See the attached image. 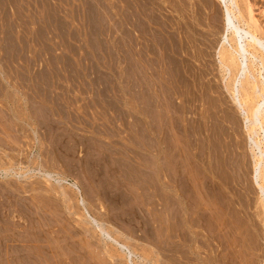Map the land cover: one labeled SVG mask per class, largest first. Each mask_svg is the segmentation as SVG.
<instances>
[{
	"label": "rangeland",
	"instance_id": "1",
	"mask_svg": "<svg viewBox=\"0 0 264 264\" xmlns=\"http://www.w3.org/2000/svg\"><path fill=\"white\" fill-rule=\"evenodd\" d=\"M136 1L137 3L134 0H0V156L2 155L5 161H8L9 164L15 163V167L18 168H15L18 173L11 171V175L9 174L10 172L5 173L4 171L3 173L5 174H3L2 170H0V175L2 176H0L2 179H0V264H119L118 261H116V263L112 258L110 259V256L107 257L105 255L107 252L103 253L105 248L101 243L102 240H100L91 224L85 219L86 217H83L85 214L82 209V214H84L82 215L83 219L80 216L81 210H77L78 207H76L79 205L78 201H74L78 200V191L74 187L70 188L71 185L68 184L70 181L71 183L75 182L76 184H79V186H83H81L83 189L80 187V194L82 195L83 193V198L86 201V204H90L88 206L91 208H88L91 209H89L90 213H94L92 214L93 216H96L97 213H99V217L101 216V213L102 216L104 214L108 216L110 214L109 212H114V205H116L115 211L120 209L119 212H121V215L116 211V214L114 212L112 213V216L117 217L119 215L121 217H117L118 219L115 217V219L109 215V217L106 216L107 219H109L107 221L105 220V222L104 219H106V217L104 215L102 221H104L106 225H108L107 223L109 222L108 228L110 229L113 228L114 230V228H117L122 232L130 230L135 233L130 235L131 232H127L129 234L127 237L128 241L126 239V242H131V244L134 243L131 247H138L136 250L138 256H140V260L141 257H146V260L144 259L145 261L141 262L142 264H145V262L146 264H185L184 262L186 259H183L179 252H175L172 259L168 256L169 252L166 242L167 233L165 231L166 226L164 227L165 213L163 212L164 208L162 206V203L165 200L164 194L166 193L165 191L162 193L163 189L160 185L163 176L161 173L157 176V173H155L156 171L152 168H154V163L157 165V163L162 161L159 160L160 156L163 157L161 159L165 158V154L171 148L174 155L175 153L178 156L180 155L177 159L178 161H181L182 165L185 162L188 163L190 159H192L190 161H193L194 158H189V154L191 153L188 145H190V143L193 144V146L191 145L192 149L197 150H192L193 153L195 152V154H199L198 152H201L200 149L202 150V148L199 150L198 148H194L196 146L201 147L200 143H195L197 142L195 139L197 140L199 138L198 132L200 129L199 127L197 129L196 127L199 126L197 121H201L197 120L199 116L194 114V112L191 113V116H189V113L184 115H188L189 117L186 116L187 118H194L196 116V124L193 123L191 118L186 119V117H184L185 120H182L184 119L181 118V115L183 117V113L181 112L180 115V111L178 114L179 116L176 115L178 112L176 107H180V99H176L174 96L175 99L172 97L173 100L170 102L171 106H169V102H167L168 104L166 106L164 104L166 102L161 101L159 102L160 106L154 108L151 105L152 95L150 92L152 89L149 87V84H146L147 87L144 85L148 82L151 83L145 72L146 77L143 76L144 80L142 79V81L145 82V78H147V81L145 83L143 82L142 94H140L138 90V93H136L137 87L135 82L137 80V70L135 69L138 68L137 65L134 66V62L137 64V56L134 55L133 51L136 50V47H134L136 45V35L133 38V34L135 33L132 32L137 33V29L134 30V28H136L134 15L136 13L134 14L131 11L134 8L132 3L135 2L134 4H138L142 0ZM149 1L150 4L151 2H155L154 0ZM163 1L164 4H167V6L169 4V6H164L162 3ZM163 1L156 0L157 3L155 2V4H161V6H163V8H161V11L164 9L162 12L165 11L166 7V9L169 8L165 11V14L166 12L167 15L170 14L171 16L169 18H171V21L173 19L174 22H178L183 32L186 31L187 35L194 38L195 42H193L195 44L198 41V43L202 42V44L197 43V47H200L199 50H204L203 54L206 52V59L205 55L204 59L208 60L207 62L209 66L205 65L207 62L204 61V59L203 61L206 63L204 64V67L202 66L207 71V74H209L208 71H210V74L206 76L208 80H206L210 82L212 81V84H215L214 86H216L209 94L208 98H210V100H208L213 104L214 99V105L219 106V109L221 107V112L218 111L217 114L218 117H226H222L221 122L219 120L220 124L223 121L222 125L218 124L220 127L217 125L216 127L218 129L220 128V131L225 133L230 132L229 134L231 135L227 140H230H228V142H231L230 144L232 145L233 150L237 151L238 157L235 155L237 159L239 160L240 158L243 163L242 164L240 160V162L237 160V162L234 161V164L237 167H240L238 166V162L239 165H244L241 167H244L243 169L245 171H242L240 168L243 178L245 177L247 180V182H244L245 179H243V182L245 183L243 185V190L241 189L243 193L240 192L241 194H244L241 198H245L246 202L244 200L243 202L245 204L251 202L253 204L251 206L258 205V203H260L258 202L260 201V197L262 198L263 196H261L260 189H258L259 187L256 185L257 181L255 178L257 176L256 173L258 172L257 168L259 167L258 165H255L256 158L252 156L255 153H258V150L252 140H250L249 131H247L250 126V121L246 119L245 112H243L244 110H242V108L237 105L238 103L233 100L231 92L225 88V82L232 77L231 73H233V70L230 68L231 73L228 72L230 71L229 69L223 70V67L221 68L222 65L219 63V49H221V47L223 48L224 45L226 48L228 46L230 49L232 46H236L234 42H231L229 32V35H227L229 36L228 39L225 40L223 36L224 33L226 34L223 2L221 0ZM167 1H173V3H176L175 7L178 6L176 11L178 13L169 12L173 3L171 2L170 4ZM248 1L252 4V6L251 4L250 6L253 14L256 16L255 18H257L258 23H261V27L263 28L262 31L264 33V0ZM245 3L246 2L241 5H244V7L247 6ZM124 4L131 6V9H127ZM180 4H182V9L183 4H186L184 8L187 5L192 6L191 4H194V8L198 10L197 15L194 14L196 19H191L192 24L194 21V24L192 25L194 26L193 30L197 31L194 32L189 28V31H187V26H181L184 21L183 23H180V21L182 22V16L179 14L183 11L182 9L179 10L181 12L178 11L181 7ZM121 6L126 7V10H124L126 15L129 11L130 15L128 14L126 16L124 14V18L126 19L122 18V15L120 14L122 9ZM134 10L135 8L133 11ZM197 16L200 17H198L199 21ZM120 19H122L121 23ZM179 19L181 20L179 21ZM200 21L201 24L196 27L195 24L200 23ZM124 22L127 25H125ZM133 22L134 25L132 24ZM240 23H242L241 26L244 28H248V26L242 21ZM209 26H211V28ZM121 27H123V32L125 30L127 31V33H124L126 35H123ZM131 28L133 31H131ZM186 32L183 34L186 35ZM263 33H258L260 38L262 36L261 39H263ZM195 39L198 41L196 42ZM134 42L135 44H133ZM250 50L253 51L252 48ZM155 56L157 57L156 53ZM248 58V63H253V67L252 69L250 68L251 72H249L248 76H250L251 79H254L252 77L254 76L256 79L264 82V70L259 63V58H256V61H254V59L252 60L250 56ZM208 67H211V69ZM222 73L224 77L222 76ZM230 75L231 77H229ZM241 77L243 76H240V79ZM144 90L147 92L150 91L147 93L149 96ZM216 98H219L221 101ZM215 99L217 102L220 101L218 102L220 105H218V103L216 104ZM249 99L248 101L251 100ZM255 99H257V97ZM252 100H254V98ZM248 104L250 103H247V105ZM223 108L226 110L224 111ZM173 109L176 111L173 112ZM170 110L175 114H172ZM217 110L218 108L215 112ZM194 111H196V109ZM168 113H171V115H169L173 120L175 116L178 127L176 126V121L173 123V120L168 117ZM196 113H198V109ZM189 123L191 124L189 125ZM170 125H172V130H170ZM216 127V132H214V134L219 131ZM222 127L225 130H223ZM177 128H180V131H177ZM192 128L197 129L198 135L196 133H190L194 130ZM257 129L260 138H262V134L259 133V128ZM220 133L221 132H219L218 135ZM189 135L195 136L190 137ZM218 135H215L216 139L212 141L217 139L218 141L223 140L220 139ZM254 137L256 139L258 136L255 135ZM191 140H194L195 142H192ZM189 141L190 143L188 144ZM211 143H209V146ZM154 144H157V149L160 148L161 150L158 160H156V158L151 159L153 156L150 153L151 151L153 152L152 146ZM218 144L220 145V143ZM262 145L263 144H260V146ZM212 146L213 148L215 147L214 149H217L218 147L216 143L211 144V147ZM164 152L166 153L164 154ZM185 152L186 154H184ZM181 154H184L182 156L185 159L189 158L187 159L188 161L184 159L182 160ZM10 157H13V161L17 159V162L11 161ZM4 159H1L0 157V166L2 162L4 165H9L3 161ZM30 159H36V163H33L34 161ZM153 160L154 163L151 164ZM165 160L166 158L163 161ZM45 162L47 163L46 165H49L47 166L48 168H51L53 163L56 165V168L53 166L50 172H53L54 170H57L56 173L59 171H66V173L63 172L65 175L62 176L68 180V183H63L64 186L62 184L59 185L62 186L61 188L66 187V190L63 189L66 194L69 192L71 194L74 193V196L70 193L67 195L72 198L71 201L69 200L71 202L70 205L67 200L68 197L65 200L66 203L64 200L60 199V196L63 198L65 193L63 190V192H61L58 183H56L57 188L59 187L60 190L55 188L56 185H54V181H48L43 178V175H41L42 173L40 172H49V169L46 170L45 167L42 166L43 163L45 166ZM49 162L53 163L50 165ZM216 162H214L215 165L213 164L214 169L216 170L217 167L216 171L220 172L221 169L218 167L219 163L216 164ZM16 163H19L20 167H18L19 165L17 166ZM41 163L42 165H40ZM139 163L140 165H143L138 166ZM160 163H162L161 165H165V162ZM187 163L185 166H188ZM190 163L191 162L188 164L192 170L193 166L196 165ZM35 164L39 165L36 166ZM25 166H27L28 169L24 171V168H26ZM39 166H41L42 169ZM31 167L34 169H30ZM196 167L195 169H198ZM36 168H38V171H41L38 172ZM144 168L146 169L144 170ZM20 169L22 171V177H20L21 175H18ZM23 171L24 174H26L25 176L28 177L30 173H35L34 175L30 174L29 180H33V178L35 180V178L41 176L43 179L40 180V178H37L40 182L42 181L40 187L39 185H35L36 182L33 180V185L36 188L33 186L34 189L31 190L30 188L32 186H30V184L32 185V181L29 183L28 180L26 183L28 177L23 178ZM192 171V173L189 172L190 176L194 173L198 174L196 173L198 170ZM61 172H59V174ZM13 173H15V175ZM67 173L71 176H68ZM222 173L225 175L224 172H221L219 173L220 177ZM244 173L246 174L244 175ZM226 174V178L234 177L233 174ZM8 175L13 176V178L10 179ZM15 176L18 177L16 178ZM225 176H223V178ZM4 177L6 180L3 179ZM14 177L19 181V185L13 184L17 182ZM19 177L23 179L20 180ZM196 177L194 178L196 180L194 183L197 185V183L200 182L198 181L200 178L197 175ZM229 178H227V180ZM3 180L6 185L2 183L4 182ZM22 180H26L25 184L23 182L24 186H22ZM164 180H166V178H164ZM6 181L9 183L8 186L11 185L10 188L7 186ZM215 181L219 180L215 179ZM50 182L54 184L52 186L48 185L47 188V184ZM12 184L15 187H12ZM16 184H18V182ZM26 185L27 188L30 186L29 189L26 188ZM245 185L248 189L245 188ZM51 187L52 189L54 188V190L51 191L52 193L50 192L51 189L49 190ZM249 187L251 189H249ZM46 188L49 192H47ZM244 190L247 196L243 198V196H245ZM55 192L58 194L56 195ZM60 192L62 195H60ZM8 193H11V196ZM257 195L259 196L258 201L256 200L258 197ZM72 196H76V199L74 198L73 200ZM247 197L250 199L248 198L249 200H246ZM65 198L66 196L63 199ZM72 201L77 203V205H75L77 209L71 205L74 204ZM113 203L115 204L113 205ZM11 204L13 205L11 206ZM8 206H11V209H8ZM70 206L73 208L71 209ZM117 207L118 209H116ZM138 207H141L144 212L141 208L138 209ZM133 211L136 213L141 211V213L138 212L140 214L137 213V215L134 212L135 216L131 213ZM251 211L253 210L251 209ZM73 212H76V215ZM129 213H131L130 215L132 218L128 217L127 214ZM140 215L143 216L139 217L140 219L137 220L136 218ZM126 216L128 219L124 218ZM261 216H263V214H261ZM131 219L133 221L136 220L133 222ZM257 219L259 224L262 223L260 218ZM114 220H122L124 224L118 221L115 222ZM126 220L129 221L128 223L131 225V229H129L130 227ZM141 220L143 222L138 223V221L140 222ZM162 220H164V223H162ZM111 221L115 225L114 227L112 226V228L110 226V224H112ZM85 223L88 224L89 228L85 229L86 231L83 229L87 226ZM82 224H85L86 226L83 227L81 226ZM117 224L118 226L122 224L124 228L120 230L122 226L116 227ZM125 224L126 227L128 226L127 231L124 226ZM133 224L137 225L132 226ZM212 224L213 222L210 225ZM89 225L91 227H89ZM138 225H143L144 228H141V226L139 227ZM260 225L257 227L259 230L263 228L262 225L261 227ZM147 226L150 228L148 229ZM133 227L134 229L138 227V229H135L137 231H135ZM91 228L92 231H94L93 233L97 234L100 241L97 240L96 235L92 236L93 239H91L92 237L90 238V235L93 234L92 232H89ZM257 228L255 229L257 230ZM255 231H253V235L251 234L252 238H255L251 240L253 241L251 244L254 243V246H258V248L256 247L257 250L255 249L256 253L252 257L247 255L238 259L233 255V257L236 258H234L235 261H224V264H228L229 262V264H264V229H261L259 232H257L258 230ZM127 233H124V237L127 236ZM139 234L142 242L139 240L140 243L139 241L136 243L140 238ZM135 235H138V238ZM124 237L123 239H125ZM129 237L131 239L135 238L133 241H130ZM90 240L94 242L97 240L102 247L99 246L100 244L98 245V242L92 243ZM22 244L25 246L23 247ZM98 247L100 250L103 248L102 252H100ZM133 248L134 247H132V249ZM204 248L198 250L201 254L200 258L204 256V258L200 259L202 262L199 260L198 262L192 255H189L193 259L190 258L191 261L188 259L186 264H196L197 262L198 264H206L205 262L208 264L210 261V264H217L216 260L207 261L209 257L214 259L212 256L213 253L210 252L209 254L208 252L210 250H207V248L205 250L208 252L205 253L206 251ZM18 249L20 250L18 251ZM19 252L20 255H17ZM23 254H25V257ZM104 255L107 258H104ZM12 256H15L16 258ZM184 256H188L187 253L184 254ZM7 257H12L13 260L9 258V261ZM239 259H241V261H237ZM120 264L123 263L120 262Z\"/></svg>",
	"mask_w": 264,
	"mask_h": 264
},
{
	"label": "bare ground",
	"instance_id": "2",
	"mask_svg": "<svg viewBox=\"0 0 264 264\" xmlns=\"http://www.w3.org/2000/svg\"><path fill=\"white\" fill-rule=\"evenodd\" d=\"M134 1L137 3L136 0H134ZM142 1L140 3H138V4H134L135 2H133V3L131 2L133 4L135 10L133 11V9H134L133 7H132L133 8L132 11L130 10L134 14L136 13L134 15L135 16V24H136L135 26H136V28H134V30L137 29L136 30L137 33L136 32H132V33H135V34H133L134 35L133 38L136 35V38H135L136 45L135 46L133 45L134 47H136V50H133L134 51V55L137 56V64H135L136 62H134V66L137 65V68H138V69H135V70H137V72L135 71L136 72V77H137V80L135 82L136 83V87H137V89L135 88L136 89V93H138L137 92V90H138L139 93L142 94L143 82H144V81H142V79H143V76L146 77V74H147L148 75V80H150L151 83H149V82L145 83L147 81V78H145L146 81L144 82L145 83L144 85L149 84V87L152 89L151 92L150 91H148V92H150L151 95H152L151 105L154 108L160 106L159 102H161V101H165L166 103H164V104L166 106L168 104L167 102H169V106H171L170 102L173 100L172 97L174 96V97H176V99L177 98L180 99V101H179L180 102L179 103L180 107H176L177 109L175 108L178 111L176 115H178L179 111H180V115H181V112L183 113V117L181 115V118H184L186 116L187 117L191 116V113L194 112V114L199 116V117L197 116L198 117L197 120H200L202 122V124H201V122H198L197 120H195L196 116L194 118L190 117L191 120H193V123L196 124L195 121H197V124H199V126L195 125L197 127V129H198V127L200 128L199 132L197 131L196 128H195L196 131L194 132L195 129L192 128L194 130H192V132H190V133H196L197 135L199 133V135H198V137H199L198 139L199 140L195 139V141H197L198 143L195 142L194 140H191V141L195 142L196 144L200 143L201 147H197L196 146L194 148L195 149L198 148V150L200 148H202V150L200 149L201 152H198L199 154H195V152L193 153L192 152L193 149L191 147V145L193 146V144H191L190 141H189L188 144L190 143V145H188V147H189V151H190L191 154H189V151H188V154H189V158L190 157L194 158L193 161H190L192 159H190L188 161L187 159H189V158L185 159L182 156V155L186 154V152H187L186 150H185L186 152L184 154H181L182 160L183 159L187 160L188 163L191 162L190 164H192V165L195 164L197 166V167L193 166L192 170H198V172L196 171V173H198V174H195V173L194 174H195V177L197 175L200 178V180H198L200 182L197 183V185L199 187L196 185V183H194L196 181L194 179L195 178L194 174L193 175L191 174L192 176L189 175L190 174L189 172L192 171L191 167L189 166V164L184 161L185 163L182 162L183 163V165H182L181 161H178V159H177L180 155L178 156L176 153L174 155L172 150H171L172 148L171 149L169 148L170 150L168 149L169 151L167 153L164 152V154L166 153L165 154L166 156L164 155L165 158H166L165 161H163L165 158L161 159L163 157L162 156L159 157L161 150H160V148L157 149L156 145L158 143L154 144L152 146L154 153L152 151L150 153L153 156V157L151 156L152 157L151 159L156 158V160H158L160 158L159 160H162L160 162H165V165L163 164L164 165L163 166V165H161L162 163H160V162H159L160 164L157 163V165H156V163H154L155 159L153 160V162H151L152 160L150 161L151 164L152 163L155 164V165L153 164L154 168H152V169H154L156 171L155 173H157V176H158L159 173H161L162 176H163V179L160 182V185H161V188L163 189L162 193H164V191L166 193V194H164L165 195L164 196L165 200L163 201V203H162L163 205L162 206L164 208L163 212L165 213V219H164L165 220V224H164V227L166 226L165 227L166 228L165 231L167 233V237H166L167 241L166 242H167V245H168V252H169L168 256L172 259L174 253L175 252H179L181 254L180 256L183 257V259H186V261L184 262L185 264L187 263V260L191 258L189 255H192L194 257V259H197V261L199 260V261L202 262V260H200V259L204 258V256L203 257L201 256L202 258H200L201 254L199 253L198 250L200 248H204L205 247L204 250L206 248H207V250L208 249L210 250L209 252L205 250L206 251L205 253L208 252L210 254V252H212L213 255H212V253H211V255L214 258V259H211L208 256V254H207V256L210 258L209 259L207 257L209 259V260L207 259V261L209 262L210 260H213V261L216 260L217 264H224L223 263L224 261H231L232 262V261H235L236 258L237 259L240 258V257L242 258L243 256H247V255L249 257H252L256 253L255 249H256V247L258 248V246H254L255 245L254 243L251 244L253 242L251 240L255 239V238H252L251 234L254 233L253 231L256 230L255 228L259 227L260 224L263 227L261 229H264V142H262V141H264V84H263L264 82L261 81V80L256 79L254 76H252L254 79H251V77L248 76L249 72H251L250 68L252 69V67H253V63H251L252 65L248 63V59H249L248 57L250 56L252 58V60L254 59V61H256L255 60L256 58H259V60H260L259 63L261 64V66L263 67L262 69L264 70V35H263L264 33L262 31L263 28L261 27V23L260 22L258 23L257 18H255L256 16H254L253 11L251 9L252 4L250 3V1H248V0L247 1L246 0H221L223 2V6H224V13H225V16H224L225 17V19H224L225 22H224V24H225V27H226V34L224 33L223 36H224L225 40L228 39L229 36H231V38H230L231 42H234V44L236 45V46H232L231 49L228 46L226 48L225 45H224L223 48L221 47V49H219V55H220L219 56L220 57V62L219 63L222 65L221 68L223 67V70H228L229 69L230 71H228V72H230V73H231V69H232L233 70L232 72L234 73V74L231 73L232 77H231V75L229 76L231 78L228 79L229 81L227 80L225 82L226 86L225 85L224 86L229 92H231L233 100H235L238 103L237 105L239 107H241L242 110H244L243 112H245L246 119H248V121H250V123H249L250 126L248 127L247 131H249L250 140H252L253 144L255 145V147L258 150V153H255L252 156H254V158H256L255 159L256 160L255 165L256 166L258 165V167H259V168H257L258 172L256 173L257 176L255 175L256 176L255 179L257 181L256 185H258V187H259L258 189H260V192L262 194L261 196H263V197L262 198L260 197V201H258L259 196L257 195L258 197H257L256 200L258 202H260V203H258V205L251 206L253 204L250 201L249 202L251 204L249 202H248L249 204H247V203L245 204L243 202V200L245 201L244 197L247 196V194L245 193V190H244L245 196H243L244 199L241 198L242 195H244V194H241L240 192L243 193V191H241V189L243 190V185L245 184L244 182L245 181L247 182V180L245 179V177L243 178V174H242V171H245V170L243 169L244 167L242 168L241 166H244V165H242L243 163H242L240 158H239V160L241 161L242 164L239 165L240 161L237 159V157H238L237 156L238 155L237 151L233 150L232 145L230 144L231 142L229 143L228 142L229 139L227 140V138H229V136L231 134H229L230 132H228V133L226 132L225 133L223 131H220L221 129L220 128L218 129L216 127V125L217 126L222 125L223 121L220 124L221 119H222V117L223 118H226V117L219 116V117H221V118H219L217 116L218 111L221 112L222 109L220 107V109H221L220 110L219 106H215L214 105L215 104L214 99H213V104H212V102L210 103V101H209L210 98H208L209 94L212 92L213 88L216 87V86H214L215 84H212V81L211 82L207 81L208 78L206 76L210 74V71H208L209 74H207V71L205 70V68H203L204 64L208 61V60H205L206 59V55H205L206 52H204V54H203L204 50L203 51L199 50L200 47L199 48L197 47V43L199 41L195 39L196 42L198 41L195 44L194 43L195 42L194 38H192V36H190V35H187L186 31L183 32V30L180 27V24L178 22H174L173 19L171 21V18H169L171 16L170 14L167 15V12L165 14V11H167L169 9V8L166 9L169 6V4L167 6V4H164V1L162 0L163 1L162 3L164 4V6H167L166 8L164 7L165 11L162 12L164 10V9H162V11H161V8H163V6H161V4H155L156 0H154L155 1V2H153L154 4L152 2L150 4L149 0H145V1L142 0ZM151 1H153V0H151ZM168 1H170V0H168ZM171 2L173 3V1H171ZM171 2H168V3L171 4ZM244 2H246L245 5L247 4V6H245V7H244V5H241V4H244ZM158 3H159V1H158ZM250 4H251V6H250ZM129 5H130V3H129ZM185 5L186 4H183V9H182V4H180L181 7L178 9V11L181 10V9L183 10L182 13L179 14L180 16H182V22L180 21L181 19H179V21H180V23H183V21H184V23H183L184 25L182 24L181 26H187L186 29H187V31H189L188 28L191 29V30H193V28H194V26H192L194 24V21H193V24H192L191 19L192 20L194 18L196 19V17H194V16L197 15L198 10H196V8H194V4H191L192 6H190V5L188 6L187 5L184 8ZM125 6L127 7V9H129V8L131 9V6H129V7L127 5H125ZM125 6H123L124 9L121 6L122 9H121L120 14L122 15V18H124V14L126 15V13H124L125 12L124 10H126ZM175 6H176V3L174 2L172 7H170L171 9L169 10V12L171 11V12L178 13V12H176L178 6L177 7H175ZM179 12H181V11H179ZM128 14H129V11H128L127 15ZM131 15H132V13H131ZM129 17H131V16H129ZM198 17L199 16H197V19L199 21L200 17L199 18ZM124 19H126V18H124ZM183 19H185V20H183ZM121 20L122 19H120V23H121ZM126 21H128V20H126ZM241 21L244 24H246V26H248V28L246 27L247 29L244 28L243 26H241L242 25V23H240ZM195 23H197V22H195ZM132 24L134 25V22ZM132 24H131V26L133 27ZM199 24H201V21H200V23L195 24V26L197 27V25H199ZM125 25H127V24L125 23ZM209 27L211 28V26H209ZM212 28H213V26H212ZM122 29H123V27H121V30ZM131 31H133V29ZM193 31L195 32L197 30H193ZM122 32H123V30H122ZM185 32H186V35L183 34ZM223 32H225V31H223ZM228 32L230 33V35H229ZM259 32L263 33V34H261V35H263V39H261L262 36H261V38L258 36ZM124 33H127V31L125 30L123 32V35H126ZM227 35H229V36H227ZM191 38H192V40H191ZM133 44H135V42ZM198 44H202V42H200ZM250 47L253 49V51L250 50L251 49ZM135 51H136V54H135ZM155 53H156L157 57L155 56ZM204 55H205V59H204ZM203 59L206 62H204ZM205 65L209 66L208 62ZM209 69H211V67ZM262 69H261V71H262ZM223 70H222V72H223ZM143 73H144V75H143ZM222 76H223V73H222ZM240 76H243L244 78L241 77V79H240ZM263 80H264V77H263ZM213 81H214V79H213ZM260 82H261V84H260ZM145 87H147V85ZM150 88H149V90H150ZM216 91H217V89H216ZM145 92H146V94L148 93L147 91H145ZM215 93L218 94L217 92H215ZM147 95L149 96V94H147ZM220 95H221V93H220ZM252 97L254 98V100H252L253 99ZM256 97H257V99H255ZM216 99L220 100L219 98H216ZM248 99L250 101H248ZM220 101H218V102H220ZM218 102L216 100V104ZM247 103H250L251 105L250 104L247 105ZM173 104H175V103H173ZM218 105H220V103H218ZM244 105L245 106L247 105L248 107L246 106L247 107L246 108ZM173 108H174V105H173ZM217 108H218V110L215 112V110ZM175 109H173V112L176 111ZM195 109H196V111H194ZM197 109H198V113H196ZM223 110H224V108H223ZM171 111L172 110H170V112ZM171 113H168V115L169 114L171 115ZM187 113H189V116L188 115H186V116L184 115V114H187ZM223 113H225V112H223ZM223 113H221V114H223ZM172 114H175V113H172ZM170 115L168 116L169 118H171ZM187 117H186V119H190V118H187ZM182 120H185V118L182 119ZM219 120H220V122H219ZM223 120H225V119H223ZM175 121H176V126L178 127L177 119L175 120V116H174L173 123ZM169 124H170V122H169ZM190 124L191 123H189V125ZM192 125H194V124H192ZM51 126H52V124H51ZM174 126H175V124H174ZM170 127H171L170 130H172V125H170ZM182 127H183V125H182ZM192 127H194V126H192ZM215 127L219 131L216 129L218 132L214 134V132H216L215 131ZM174 128H176V127H174ZM257 128H259V130H260L259 133L262 134V138H260ZM179 129L177 128V131ZM188 130H190V129H188ZM223 130H225V129L223 128ZM219 132H221V133L218 135ZM33 134H34V132H33ZM36 134H38V133H36ZM157 134H155V135H157ZM195 135H192V136H195ZM215 135H218L220 139H223V140H221L222 144H221L220 140L218 141V139L215 140V141H218V142L212 141V140L216 139ZM251 135H252V137H251ZM255 135L258 136L256 139L254 137ZM192 136H190V137H192ZM36 140H37V138H36ZM241 140H242V138H241ZM184 141H185V139H184ZM54 142H55V140H54ZM155 142H157V141H155ZM155 142H153V143H155ZM211 142L216 143L217 146L219 145L218 143H220V145L218 146L219 149H218L217 146H216L217 149H214L215 147L213 148V146L211 147V144H213ZM150 143H152V142H150ZM209 143H211L210 146H209ZM182 144H183V142H182ZM232 144H233V142H232ZM260 144H263V145L260 146ZM45 148H46V146H45ZM193 151H197V150H193ZM0 157H1V159H4L2 157V155ZM12 158L10 159L11 161H13ZM30 160H32V159H30ZM35 160H32V161H34L33 163H36ZM237 160L239 161L238 162V166H240V167H237L234 164L235 163L234 161L237 162ZM3 161H5V159ZM15 161H13V162H15ZM1 162H2V160H1ZM155 162H157V161H155ZM214 162H216V164L219 163L218 167H219V169H221L220 172L216 171L217 167H216V170L214 169V166H213V164L215 165ZM5 163L9 164L8 161L7 162L5 161ZM52 163L49 162L50 165ZM186 163H187L188 166H185ZM2 164H3V162L1 163V166H0V170H2V173H3V171L5 173H9L10 172L9 174L11 175V171L16 172L17 171L16 169H18L17 167H15L16 166V165H14L15 163L14 164L10 163L9 165H4V164L2 165ZM46 164L47 163L45 162V166H44V163H43V165H42V163L40 165L45 167L46 170L49 169V172L48 171L40 172L41 170L38 171V168H36L37 171L42 173L41 175H43L44 176L43 178H45L46 180L54 181L55 184L54 183L53 184L56 185V187L55 186H53V187L57 188V184L56 183H58V186L60 187L61 192L66 190V187L61 188L62 186L59 185V184L63 185V183H65V184L68 183V180L65 177L62 176V175H65V174H63V172L66 173V171H63V172L59 171V172L62 173V174L61 173L59 174V172L56 173L57 170L56 171L52 170L53 172L56 173L55 174L53 172H50V170H51V168H53V166L55 167L56 165H54V163H53V166L52 167L50 166L51 168H48L47 166H49V165H46ZM18 165H19V163L17 164V166ZM37 165H39V164H37ZM142 165H140V163L138 164V166H142ZM18 167H20V165ZM25 167L26 168H24V171L28 169L27 166H25ZM39 167H41V166H39ZM187 167L190 168V169H188ZM195 167L198 168V169H195ZM32 168L33 167H31L30 169H32ZM240 168H241L242 171H240ZM21 169H20V171H21ZM41 169H42V167H41ZM45 169H43V170H45ZM141 169H142V167H141ZM145 169L146 168H144V170ZM144 170H142V171H144ZM20 171H19L18 175L19 176L21 175L20 177H22V171L21 172ZM24 171H23V178L24 177L27 178L28 176H25L26 174H24ZM151 171H153V170H151ZM221 172H224L225 175H227L226 173L233 174L234 177H231V178L227 177V178H229L227 180L226 176L223 173H222V175L220 174L221 177L219 176V173H221ZM5 173H3V174H5ZM16 173H18V172H16ZM25 173H27V172H25ZM13 174L15 175V173H13ZM30 174H33V173H30ZM30 174H29V177H30ZM245 174L246 173H244V175ZM10 175H8V176L10 177V179H12L14 175L13 176H10ZM67 175L71 176L68 173H67ZM37 176H38V174H37ZM68 176H66V177H68ZM223 176H225V177L223 178ZM1 177H0V179H1ZM15 177H14V179H15ZM20 177H19L20 180L23 179V178H20ZM29 177L26 179L27 181L25 180L26 183L28 182ZM152 177H154V176H152ZM31 178H33V177H31ZM37 178H40V180L43 179V178H41V176L40 177L38 176ZM37 178H35V180L33 178V180L36 182L35 185H39V187H40V183H42V181L40 182L39 179H37ZM154 178H156V177H154ZM164 178H166V180H164ZM3 179L6 180L5 177ZM215 179L216 180L218 179L219 181H215ZM243 179H245L244 182H243ZM33 180H29V183H31L30 181H32V185L30 184V186H32V187L34 186L33 185V183H34ZM73 180H75V179H73ZM77 180H78V178H77ZM16 181L18 182V184H16L17 183ZM16 181H14L16 183H13V184L14 185H19V181L18 180H16ZM25 181L22 180V186H24L23 182L25 184ZM2 183L5 184V181L2 182ZM6 183H7V181H6ZM50 183L47 184V188H48V185L49 186L53 185L52 183L51 184ZM8 184L9 183H7V186H8ZM13 184H12V187H15V186H13ZM68 184L71 185V187L68 185L70 188L74 187L79 192V193L77 192V195L79 196L78 200H74V198L76 199L77 195L75 194L76 196L73 197L74 193L71 194L69 192L71 190L67 191L71 195H73L72 196L73 200L76 201V202L78 201V204L80 206L79 205L76 206V207H78V209H77L75 207V205H77V203L74 202V201H72V203H74V204H71V205H73L77 210H81V209L83 210L85 215L82 214L83 212L81 210V213H80L81 215L80 216L82 217V215H84L83 217L84 218L86 217L85 219L88 221V223L91 224V226L94 229L95 233L98 234V237L100 238V240H102L101 243H102V245L105 248L104 250H106V251H104L103 248H102L103 253L107 252L108 255H107V253L105 255L107 257L110 256V259L112 258V260L114 262L118 261L119 264H120V262H122L123 264H126V263L127 264H142L141 262L145 261L146 257L145 258L141 257V260H140V256H138L137 250H136L138 247L135 248V246H132V247L135 248V250H136V252H135L134 248L132 249V247H131V245L134 244V243L131 244V242H129V243L126 242V239L128 241L127 237H128V234H129L127 232H131L130 230L127 231L128 226L126 227V224L129 221L126 220L127 223L124 225L127 232L119 231L117 228L116 229L114 228V230H113L112 226L114 227L115 225H114V223H112V221H111L112 224H110L112 229L108 228L109 227V222L107 223L108 225H106L104 223L105 220L107 221L109 219V218L107 219V217H109V215L112 216L113 215L112 213L115 212V214H116V211H118V212L120 211V209L115 211V207H116V205H114L115 203H113L114 210L111 209L114 212H112L110 210L111 212H109L110 214L108 213L109 214L108 216L104 214L105 217L107 216L106 219L102 218L104 216V215L102 216V213H101L100 217L98 215L99 213H97L96 216H93L92 214H94V213L93 212L90 213V211H89V209L91 207L88 206V205H90V204L88 202H87L88 204H86V201L83 198V193H82V195L80 194L81 193V188L83 186L81 185L82 186L81 187V186H79V184H76L75 182L71 183V181ZM27 185H29V184H27ZM27 185H26V188H27ZM10 186L11 185H9L8 187L10 188ZM29 187L27 189H29ZM32 187L30 188L31 190L34 189L35 186L33 188ZM59 187L57 188V190H60ZM69 187H67V188H69ZM245 188H246V185H245ZM246 189H248V188H246ZM249 189H251V188L249 187ZM49 190L51 192L52 190H54V188L52 189V187H51V188H49ZM49 190L47 189V192H49ZM82 192H83V190H82ZM64 193H65V191H64ZM69 193H67V194L65 193L66 195L65 194L63 195L64 197L66 196L65 199H63L64 197L61 198L60 195H62V193L60 195H58V196H60L61 200L65 201L67 199V197H68L67 195H69ZM55 194L57 195L58 193L55 192ZM54 198H55V196H54ZM248 198L249 197H247L246 200ZM71 199L72 198L68 197L67 200L71 201ZM70 201L68 202L69 205L71 203ZM65 203H66V201H65ZM14 204H15V202H14ZM12 205L13 204H11V206ZM10 207L8 209H11ZM70 207H71V209L73 208L72 206H70ZM88 207H90V208H88ZM140 208L138 207V209H140ZM116 209H118V207ZM251 209L253 211H251ZM12 210H13V208H12ZM14 210H15V208H14ZM121 210H123V209H121ZM134 212L135 211H133L131 213L134 214ZM138 212L141 213V211H138ZM143 212H144V210H143ZM120 213L121 212H119V215H121ZM131 213L127 214L129 218L130 217L132 218V216L130 215ZM140 213H138V214H140ZM74 214L76 215V212ZM261 214H263V216H261ZM119 215L117 216L118 218L121 217ZM134 215H133V218H134ZM142 216L140 215L136 219L139 220L140 219L139 217H142ZM83 217H82V219H83ZM96 217H99L100 220H99V218H96ZM112 217L115 218L116 216H112ZM128 217L126 216L124 218L128 219ZM163 218H164V216H163ZM257 218H260L262 223L259 224ZM102 219H104V221H102ZM260 219H259V221H260ZM122 220H116V221L123 223ZM142 220H144V219H142ZM142 220L140 222L138 221V223L143 222ZM164 220H162L163 221L162 223H164ZM82 221H80V222L83 223ZM210 222L211 223L213 222V224L210 225L211 224ZM85 224L81 225L83 227L87 225L86 227L83 228L84 230L88 228V224H86V225ZM128 225H129V223H128ZM134 225L135 224H133L132 226H134ZM143 225H140L141 228L142 227L144 228ZM261 225H260V227H261ZM91 226L89 225V227H91ZM116 227H121V229L119 228L120 230H122V228H124L122 224L119 225V226L117 224ZM129 227H130L129 229H131V225H129ZM92 228H91L90 231L89 230L88 231L93 233L94 231H92ZM149 228L150 227H148V229ZM133 229H134V227H133ZM135 229H138V227L135 228ZM148 229H147V232H148ZM139 230H140V228H139ZM143 230H145V229H143ZM257 230H256L257 232L260 231L258 228H257ZM135 231H137V230H135ZM95 233L90 235V238L93 235H96L97 240H99V238L97 237V234H95ZM124 233H127L126 237H124ZM132 233L135 234L134 232H131L130 235ZM144 234H146V233H144ZM255 234H257V233H255ZM123 237L125 239H123ZM139 237L140 238L137 240L136 243H138L139 240L141 241L140 234H139ZM134 238L131 239L129 237L130 241L131 240L133 241ZM91 239H93V237ZM142 239H144V238H142ZM263 239H264V235H263ZM97 240L95 242H98ZM90 241H92V240H90ZM140 241H139V243H140ZM8 242H10V241H8ZM93 242L94 241H92V243ZM99 244H100V242H98V245ZM102 245L100 244L99 246L102 247ZM24 246L25 245H23V247ZM98 249H99V247H98ZM19 250L20 249H18V251ZM102 250H100V252H102ZM15 251H16V249H15ZM20 252L17 255H20ZM202 252H203V250H202ZM186 253H187V255L189 257L188 256H186V257L184 256V254H186ZM11 255H14V254H11ZM24 255L25 254H23V256ZM141 255H143V254H141ZM233 255H235L236 258L233 257ZM21 256H22V253H21ZM21 256H19V257H21ZM106 256L104 258H107ZM12 257H15V256H12ZM12 257H7V258L8 259L11 258V260H13ZM191 259H193V258H191ZM191 259H190V261H191ZM9 261H10V259H9ZM237 261H241V259H239ZM263 261H264V257H263ZM198 262L196 264H198ZM203 262H205V261H203ZM205 263L207 264V262H205ZM210 263H211V261L208 264H210ZM145 264H146V262H145Z\"/></svg>",
	"mask_w": 264,
	"mask_h": 264
}]
</instances>
